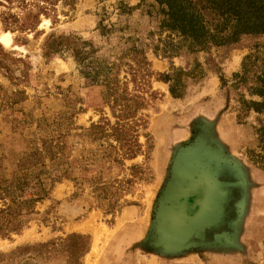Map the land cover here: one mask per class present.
<instances>
[{
  "label": "rangeland",
  "instance_id": "1",
  "mask_svg": "<svg viewBox=\"0 0 264 264\" xmlns=\"http://www.w3.org/2000/svg\"><path fill=\"white\" fill-rule=\"evenodd\" d=\"M158 18L154 0H78L52 27L42 19L17 35L0 24V38L9 39L1 46L28 66L23 77L0 72V174L10 178L22 153L59 133L74 178L54 182L21 229L0 235V264H64L57 253L17 248L69 233L88 239L80 264H264V110L250 106L261 100L264 34L188 51ZM48 31L89 43L107 65L140 49L153 73L179 79V97L155 74L149 79L157 94L140 112L135 157L105 158L82 130L110 117L108 75L89 82L70 56H43ZM127 71L120 67L119 76ZM19 90L25 98L13 101ZM91 182L109 186L111 208L92 195Z\"/></svg>",
  "mask_w": 264,
  "mask_h": 264
},
{
  "label": "trees",
  "instance_id": "2",
  "mask_svg": "<svg viewBox=\"0 0 264 264\" xmlns=\"http://www.w3.org/2000/svg\"><path fill=\"white\" fill-rule=\"evenodd\" d=\"M78 0H0V24L4 31L17 35L36 31L42 19L52 27L59 21V15L68 16ZM142 1V0H139ZM157 5L158 28L177 38V45L188 51L204 50L237 43L244 36L264 34V0H154ZM39 32H43L39 30ZM45 57L58 54L70 56L79 72L93 82L99 73H105L107 85L113 93L108 104L109 118L102 116L91 121L82 130L100 141L103 156L121 162L140 153L139 130L145 127L140 113L156 99L157 92L151 89L149 79L168 83L167 90L172 97H179V79L172 73H153L149 69L140 49L132 47L130 52L118 57L112 65L92 55L89 43L70 34H43L40 43ZM122 66L129 71L119 76ZM26 62L18 53L7 51L0 44V72L12 75L16 70L23 77ZM256 92L260 101H251L254 111L264 110V70L258 79ZM128 84L132 87L128 88ZM13 101L25 98L23 91H16ZM102 113V112H101ZM112 120H111V119ZM67 133V132H65ZM62 135L41 139L40 146H34L22 153L16 160L10 178L0 174V235L17 232L37 213L35 204L47 197L52 184L62 178H70L66 162ZM47 162V163H46ZM137 166L132 165V168ZM135 172H133L134 174ZM91 193L108 208L112 207L113 194L109 186L91 182ZM30 248L42 254H59L64 264H80V257L88 250L85 235L69 233L56 241L45 242Z\"/></svg>",
  "mask_w": 264,
  "mask_h": 264
},
{
  "label": "bare ground",
  "instance_id": "3",
  "mask_svg": "<svg viewBox=\"0 0 264 264\" xmlns=\"http://www.w3.org/2000/svg\"><path fill=\"white\" fill-rule=\"evenodd\" d=\"M0 41L4 44H7L9 39L7 38V35H2V37L0 38Z\"/></svg>",
  "mask_w": 264,
  "mask_h": 264
},
{
  "label": "water",
  "instance_id": "4",
  "mask_svg": "<svg viewBox=\"0 0 264 264\" xmlns=\"http://www.w3.org/2000/svg\"><path fill=\"white\" fill-rule=\"evenodd\" d=\"M203 217V215H199V218H202Z\"/></svg>",
  "mask_w": 264,
  "mask_h": 264
}]
</instances>
